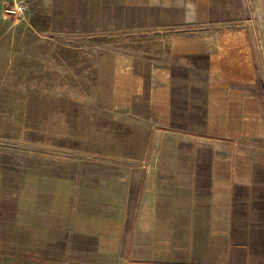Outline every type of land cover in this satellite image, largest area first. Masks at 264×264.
Here are the masks:
<instances>
[{"label":"crops","instance_id":"0c3cea01","mask_svg":"<svg viewBox=\"0 0 264 264\" xmlns=\"http://www.w3.org/2000/svg\"><path fill=\"white\" fill-rule=\"evenodd\" d=\"M98 2L186 33L102 58L114 163L26 178L0 264H264V0Z\"/></svg>","mask_w":264,"mask_h":264},{"label":"rangeland","instance_id":"374dc122","mask_svg":"<svg viewBox=\"0 0 264 264\" xmlns=\"http://www.w3.org/2000/svg\"><path fill=\"white\" fill-rule=\"evenodd\" d=\"M165 19L98 0H0L1 222L16 214L26 178L81 184L84 168L113 165L119 122L104 108L101 60L129 53L169 64L170 40L186 32Z\"/></svg>","mask_w":264,"mask_h":264}]
</instances>
